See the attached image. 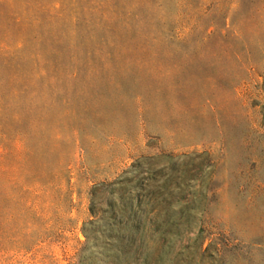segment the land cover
<instances>
[{
    "label": "rangeland",
    "instance_id": "1",
    "mask_svg": "<svg viewBox=\"0 0 264 264\" xmlns=\"http://www.w3.org/2000/svg\"><path fill=\"white\" fill-rule=\"evenodd\" d=\"M143 158L165 264H264V0H0V264H78Z\"/></svg>",
    "mask_w": 264,
    "mask_h": 264
},
{
    "label": "trees",
    "instance_id": "2",
    "mask_svg": "<svg viewBox=\"0 0 264 264\" xmlns=\"http://www.w3.org/2000/svg\"><path fill=\"white\" fill-rule=\"evenodd\" d=\"M150 160H137L114 183L120 188L132 186L134 192L128 196L121 192L117 200L106 202L105 211L94 214L97 219L87 224L93 234H85L78 264H165V242L170 235L167 181L157 178L160 171ZM141 168L146 170L143 182L127 183V174Z\"/></svg>",
    "mask_w": 264,
    "mask_h": 264
}]
</instances>
